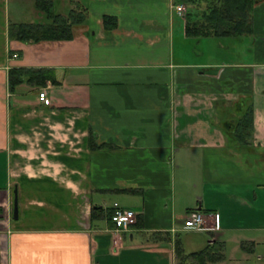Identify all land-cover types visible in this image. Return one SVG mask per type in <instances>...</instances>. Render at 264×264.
<instances>
[{
    "label": "crops",
    "instance_id": "crops-1",
    "mask_svg": "<svg viewBox=\"0 0 264 264\" xmlns=\"http://www.w3.org/2000/svg\"><path fill=\"white\" fill-rule=\"evenodd\" d=\"M87 1H68L88 9L71 39L25 42L9 24L43 13L0 0V264H192L186 254L215 242L221 257L201 264H264V0L250 57L222 64L176 60V38L197 40L182 0ZM13 68L52 69L56 82L11 91ZM248 98L253 137L239 144L223 121ZM114 203L136 214L126 231H114ZM194 211L206 227L217 214V227L184 228Z\"/></svg>",
    "mask_w": 264,
    "mask_h": 264
},
{
    "label": "trees",
    "instance_id": "trees-1",
    "mask_svg": "<svg viewBox=\"0 0 264 264\" xmlns=\"http://www.w3.org/2000/svg\"><path fill=\"white\" fill-rule=\"evenodd\" d=\"M182 1L186 6L184 29L188 37H237L252 31L251 14L257 0ZM34 6L44 14L47 22L10 23L8 27L10 38L25 42L68 40L74 35L73 26L81 24L87 17L86 9L79 3H74L65 16L56 12V0H34ZM102 21L107 30L115 27L117 23L115 16L106 14L102 16ZM48 80L56 82L53 70L48 68H13L9 70L8 75V85L11 91L22 82L39 87L46 84ZM235 103L239 105L236 111L237 117L224 120L223 130L228 140H234L239 144L250 143L254 126L253 103L250 98ZM89 143L91 149H106V143L97 144L91 137ZM111 214L112 211L110 219ZM220 245L222 244L215 242L213 245H208L200 251L191 252L185 256L196 260V263L192 264L219 260L221 254L217 250Z\"/></svg>",
    "mask_w": 264,
    "mask_h": 264
},
{
    "label": "rangeland",
    "instance_id": "rangeland-1",
    "mask_svg": "<svg viewBox=\"0 0 264 264\" xmlns=\"http://www.w3.org/2000/svg\"><path fill=\"white\" fill-rule=\"evenodd\" d=\"M57 1V0H56ZM57 4L56 12L61 15H67L70 7L68 6L69 0H59ZM80 2H83V4L88 7V1L87 0H79ZM98 0H96L97 2ZM176 2H180L181 0H175ZM16 5H11V11H13L16 7ZM88 10V9H86ZM175 11V10H174ZM38 13V12H36ZM42 14V13H41ZM177 13L175 12V15ZM39 15V14H38ZM179 17V16H176ZM26 18H29L28 20H33L34 17L32 15H27ZM179 23H181L182 18H178ZM37 22H47L46 17L44 14H42L41 18H36ZM242 39L240 40L239 46H235L236 44L231 45L230 39L225 38H217V37H207V38H197L191 39L186 41H182L179 38L175 39V57L176 60H183L185 62H217V63H227L231 61H245L248 57H250V53L248 48L243 44L247 38L245 35H242ZM223 41L224 44L228 43V46L221 47L220 42ZM242 43V44H241ZM197 49L201 51L202 53L193 52V49ZM221 114L224 113L223 111L220 112ZM229 112H226V115H228ZM218 121H221V117L217 118ZM223 120V119H222Z\"/></svg>",
    "mask_w": 264,
    "mask_h": 264
},
{
    "label": "built area",
    "instance_id": "built-area-1",
    "mask_svg": "<svg viewBox=\"0 0 264 264\" xmlns=\"http://www.w3.org/2000/svg\"><path fill=\"white\" fill-rule=\"evenodd\" d=\"M175 9L179 15H183L184 13L183 5H176ZM13 56H16V54H14ZM38 95L40 100H44L46 97V91L44 89H41ZM210 216L212 217L213 224L209 227H206L205 214H203L201 211H194L192 213H189L183 221V227L195 231H201L205 229L213 230L217 227L218 215L211 214ZM111 221L113 222L114 225V231L119 233L121 231H126L129 228V226L136 221V214L133 210L122 208L119 204L114 203L112 207Z\"/></svg>",
    "mask_w": 264,
    "mask_h": 264
},
{
    "label": "water",
    "instance_id": "water-1",
    "mask_svg": "<svg viewBox=\"0 0 264 264\" xmlns=\"http://www.w3.org/2000/svg\"><path fill=\"white\" fill-rule=\"evenodd\" d=\"M13 219H17L18 217V206H17V195H16V190H14V199H13V214H12Z\"/></svg>",
    "mask_w": 264,
    "mask_h": 264
}]
</instances>
